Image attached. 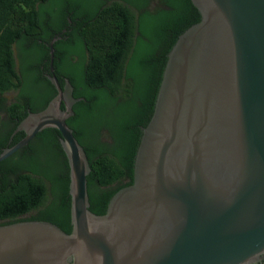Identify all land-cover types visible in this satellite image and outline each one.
Wrapping results in <instances>:
<instances>
[{"label":"water","instance_id":"95a60500","mask_svg":"<svg viewBox=\"0 0 264 264\" xmlns=\"http://www.w3.org/2000/svg\"><path fill=\"white\" fill-rule=\"evenodd\" d=\"M198 22L167 54L133 182L89 209L86 152L66 120L73 86L28 113L0 161L53 127L69 166L71 231L0 225V264H254L264 259V0H191ZM63 104V108L61 105Z\"/></svg>","mask_w":264,"mask_h":264},{"label":"trees","instance_id":"16d2710c","mask_svg":"<svg viewBox=\"0 0 264 264\" xmlns=\"http://www.w3.org/2000/svg\"><path fill=\"white\" fill-rule=\"evenodd\" d=\"M56 1L73 8L56 11ZM200 18L191 0H0V124L16 128L27 108L38 111L56 94L47 77L49 43L56 37L55 75L61 86L67 77L79 98L66 122L89 160V209L104 213L112 195L133 182L167 54ZM28 85L37 88L28 92ZM6 93L13 96L9 103ZM102 105H115L118 113H101ZM35 136L28 143L31 157L0 161V172L17 174L0 184V225L43 220L68 233L70 178L61 134L48 127Z\"/></svg>","mask_w":264,"mask_h":264},{"label":"flooded vegetation","instance_id":"af4514ba","mask_svg":"<svg viewBox=\"0 0 264 264\" xmlns=\"http://www.w3.org/2000/svg\"><path fill=\"white\" fill-rule=\"evenodd\" d=\"M69 19V17H68ZM66 30V28H64V31ZM6 101L9 103L10 100L13 98V96L9 93H6L5 95ZM28 111H30L29 108H27ZM5 113L2 112L1 115L3 116ZM21 131H15V127H9L6 124H0V151L2 149H4L7 146H11L13 144H15L18 140H20L23 135H19V139H17L15 141L14 136L17 135L18 133H20ZM36 135V134H35ZM34 135V137L30 140L32 143H35V139L36 136ZM30 141L28 143H30ZM26 144L25 146L21 147L20 149L16 150L15 152H13L11 155H13V159L15 162H20L22 160H24L25 158L31 157L33 154L32 149L30 148V146H28L29 144ZM9 155V156H11ZM8 156V157H9ZM12 179H17V174L13 173V172H0V184L3 185L5 183H9L10 180ZM6 180V181H5ZM4 182V183H2Z\"/></svg>","mask_w":264,"mask_h":264},{"label":"rangeland","instance_id":"374dc122","mask_svg":"<svg viewBox=\"0 0 264 264\" xmlns=\"http://www.w3.org/2000/svg\"><path fill=\"white\" fill-rule=\"evenodd\" d=\"M53 7L55 8L56 11L60 10V8H63V7L66 8V9L73 8V6L70 3H66L65 4L62 1H56ZM150 19H147L146 21H151ZM52 20H54V19H52ZM14 50H15V56H16L17 65H20V63H21L20 53L22 54V52H20L21 50H19L17 46L14 47ZM36 88H37L36 86L28 85L26 90L28 92H30V91H32V90H34ZM118 110H119V108H116L115 105H112V106L111 105H102L101 113H104V114H117Z\"/></svg>","mask_w":264,"mask_h":264},{"label":"built area","instance_id":"2783aa9c","mask_svg":"<svg viewBox=\"0 0 264 264\" xmlns=\"http://www.w3.org/2000/svg\"><path fill=\"white\" fill-rule=\"evenodd\" d=\"M254 264H264V259L260 262L254 263Z\"/></svg>","mask_w":264,"mask_h":264}]
</instances>
